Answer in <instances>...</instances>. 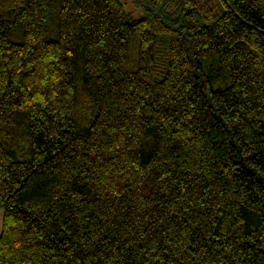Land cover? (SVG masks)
<instances>
[{
    "label": "trees",
    "instance_id": "obj_1",
    "mask_svg": "<svg viewBox=\"0 0 264 264\" xmlns=\"http://www.w3.org/2000/svg\"><path fill=\"white\" fill-rule=\"evenodd\" d=\"M0 0V264H264V0Z\"/></svg>",
    "mask_w": 264,
    "mask_h": 264
},
{
    "label": "rangeland",
    "instance_id": "obj_2",
    "mask_svg": "<svg viewBox=\"0 0 264 264\" xmlns=\"http://www.w3.org/2000/svg\"><path fill=\"white\" fill-rule=\"evenodd\" d=\"M120 1L123 4V7L126 10V12H128L133 18L137 19L141 16V12L136 8H134L132 4V0H120ZM2 213L3 211L2 209H0V215H2ZM0 226H1V220H0Z\"/></svg>",
    "mask_w": 264,
    "mask_h": 264
},
{
    "label": "crops",
    "instance_id": "obj_3",
    "mask_svg": "<svg viewBox=\"0 0 264 264\" xmlns=\"http://www.w3.org/2000/svg\"><path fill=\"white\" fill-rule=\"evenodd\" d=\"M2 215H0V217H1ZM2 219V217L0 218V220Z\"/></svg>",
    "mask_w": 264,
    "mask_h": 264
}]
</instances>
